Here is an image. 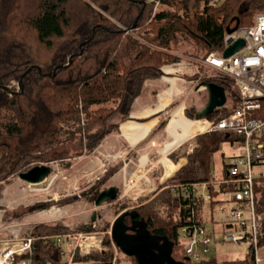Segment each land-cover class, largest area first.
I'll use <instances>...</instances> for the list:
<instances>
[{
    "label": "trees",
    "instance_id": "1",
    "mask_svg": "<svg viewBox=\"0 0 264 264\" xmlns=\"http://www.w3.org/2000/svg\"><path fill=\"white\" fill-rule=\"evenodd\" d=\"M258 11H264V0H0V192L49 149L54 150L53 158L68 157L67 150L58 148L76 136L81 154H92L129 117L146 81L161 77L163 65L180 60L181 47L190 45L192 55L203 57L222 51L228 28L251 25ZM203 80L223 85L232 97L236 94L227 75ZM230 112L231 108L221 107L208 119L215 123ZM233 138V130L198 134L186 162L158 184L149 201L137 202L141 204L135 208L137 217L151 234L168 243L167 258L147 260L115 243L116 261L112 252L104 250L77 252L74 261L220 264L211 254L200 262L189 259L188 237L181 230L194 223L207 225L205 199L192 193V184L211 180L214 154L221 142ZM170 157L177 160L173 153ZM255 197L261 251L264 178L255 183ZM216 203L211 201L212 209ZM132 204L135 201L124 200L121 207ZM60 230L68 229L41 223L28 232L27 236L35 237L32 264L63 263L66 251L46 237ZM105 243L110 245L109 235ZM221 264H254L252 246L244 258Z\"/></svg>",
    "mask_w": 264,
    "mask_h": 264
},
{
    "label": "rangeland",
    "instance_id": "2",
    "mask_svg": "<svg viewBox=\"0 0 264 264\" xmlns=\"http://www.w3.org/2000/svg\"><path fill=\"white\" fill-rule=\"evenodd\" d=\"M177 52L180 54L179 61L163 65L171 70V73L166 74L162 66L163 76L161 79L147 81L144 89L148 90L147 93L153 90V94L157 98L160 91L170 89L172 79L176 82L173 84V94L169 103L162 111L161 119L165 122L172 117L174 109L177 107L180 109L182 105H185L182 112L183 117L187 120H194V128L191 129L192 136L185 139L186 141L184 140V144L181 146L176 144V147L168 151V153L175 154L176 159H180L193 150L197 144V135L205 132L208 123L212 122L208 119L209 116L203 119H191L187 116V110L195 112L202 108L207 101V89L204 87L197 89V86L202 77H212L221 74V72L206 65L203 62V56L192 55L190 45L185 44ZM165 75L171 78H166ZM175 113H178V109ZM117 120L118 118L114 119V121ZM175 121L176 119L172 121V124ZM161 128L160 126L159 133L162 137L163 128ZM182 128L188 130L187 125H183ZM120 134L121 132L112 134L92 155L81 154L79 136H76L77 138L71 143H63L59 146L58 149L67 150L68 157L66 158H53L54 150L49 149L46 154H41L44 158L36 162V164H49L52 167L50 175L43 182L29 183L19 176H13L11 182L6 184L0 192V241L17 242L27 236L28 232L37 224L44 223L53 226L63 224L68 229L67 231L60 230L46 237L52 238L59 233L72 236L79 232H94L99 239H102V248L96 250L112 252L116 261L119 254L117 246L115 243L106 244V235L110 236L115 218L124 209L136 208L143 204L137 203L142 200H136V204L121 207L122 202L129 198L127 194H124L125 184L129 181L128 190L131 194L136 195L142 191V183L145 184L148 181L143 176L145 177V174L150 177L153 175L150 170L151 162L150 165L149 161L144 165L140 164L141 155L147 149H140L141 145L130 148H128L129 146L122 147L123 137ZM181 137L183 136H180L177 141ZM221 143V147L212 159L211 181L221 180L225 164L232 159L234 154L243 151L242 147L227 140ZM150 156L148 160L153 161V159L159 158L156 151H151ZM166 157H169V154L164 155L163 159ZM167 162L169 170H173L174 165L169 160ZM110 185L120 187L119 196L96 205L94 196L98 191L100 192ZM152 188L153 185L149 189ZM197 191V195L204 198L209 193V186L200 185L197 187ZM230 207V202L224 201L216 203L212 209L211 204L205 199L203 217L213 235L211 255L215 256L220 264L223 260L244 258L250 246L248 240L237 242L225 239L229 233H239V226L227 225L231 221ZM86 227H89L88 230H82ZM71 254L72 252L67 249L61 264H87L74 261L75 255L70 256ZM75 254L77 255V252ZM121 256L125 257L123 254ZM260 256L264 259V247L261 248Z\"/></svg>",
    "mask_w": 264,
    "mask_h": 264
},
{
    "label": "built area",
    "instance_id": "3",
    "mask_svg": "<svg viewBox=\"0 0 264 264\" xmlns=\"http://www.w3.org/2000/svg\"><path fill=\"white\" fill-rule=\"evenodd\" d=\"M218 1L213 0L214 3ZM239 39H244L243 46L225 56V49ZM224 41V50L211 51L202 59L206 65L233 79L236 94L228 95L223 106L231 108L232 112L215 123L209 122L206 129L233 130L234 138L229 142L242 147L243 151L234 154L226 164L221 180L195 182L192 193L198 194L197 187L207 185L209 193L204 199L208 203L214 200L230 202L231 223L239 226V233H229L225 239L248 240L254 251V264H262L264 259L258 247L261 220L255 207V183L264 178V11L256 13L251 25H238L232 31L228 30ZM181 232L188 237L186 255L189 259L200 262L209 257L213 235L207 225L190 224ZM110 236L114 244L111 231ZM52 238L64 252L67 249L72 252L70 256L102 248V239L91 231L72 236L59 233ZM34 240V236H24L17 242L0 241V264H32Z\"/></svg>",
    "mask_w": 264,
    "mask_h": 264
},
{
    "label": "crops",
    "instance_id": "4",
    "mask_svg": "<svg viewBox=\"0 0 264 264\" xmlns=\"http://www.w3.org/2000/svg\"><path fill=\"white\" fill-rule=\"evenodd\" d=\"M163 70L166 74L171 73V70H168L165 66H163ZM165 77L171 78L168 75H165ZM159 79H161V77L155 79H148L147 81L149 80L154 81ZM175 83L176 82H174L172 79V84L170 89L162 92L160 91L159 94L157 95L159 98L158 97L156 98L155 94H153V90H150V92L147 93L148 90L146 91V89H144L145 87L144 85L143 87L144 90H142V93L135 99L134 103H132L133 104L132 110L129 117L124 120H121L119 130L114 131L109 135L105 136V139L100 144L101 146L103 142H105L107 139H109L110 136H112V134L121 132L120 135L121 137H123L122 147L129 146L128 148H130L141 145L140 149H147V151L141 155L142 158L140 160V164L144 165L149 161L148 164L150 165L151 162L150 170L153 172V175L151 177L146 174L145 177L143 176L145 180L148 179L149 183H147L148 181L145 184L143 182L141 185L142 191L136 195L131 194V192L128 190L129 181L126 182L124 194L125 195L127 194L129 197L127 199H130L132 201L142 200L139 201L140 203H145L149 201L155 194H157L158 184L164 182L177 170V168L180 165L186 162V157H185L186 154L183 155L180 159L174 160L170 157L171 153H168V151L176 147V144L177 146H181L182 144H184L183 141L185 139H188V137L192 136L191 129L194 128V122H193L194 120H187L186 118L183 117L182 112L183 109H185V105H182L180 109L179 107L174 109L171 115L172 117H170L165 122H163V120L161 119L162 111L164 110L166 105H168L169 99L173 94L172 88L174 87L173 84ZM177 109H178V113H175ZM175 119L176 121L172 124V121ZM183 125H187L188 130L183 129L182 128ZM160 126L163 128V129L161 128L163 131L162 137L160 136L159 133ZM180 136L183 137H181V139L177 141V139H179ZM160 141H162L163 143H161ZM95 151L92 154H94ZM151 151H156L159 154L158 156L159 158L156 160L153 159V161L151 159L148 160V158L151 157L150 156ZM92 154H87V155H92ZM168 154L169 157L163 159L164 155H168ZM168 160L174 165L173 170L172 169L169 170L167 164ZM140 171H142V169H140ZM151 185H153V188L149 189ZM120 191L121 189L119 190V194Z\"/></svg>",
    "mask_w": 264,
    "mask_h": 264
},
{
    "label": "water",
    "instance_id": "5",
    "mask_svg": "<svg viewBox=\"0 0 264 264\" xmlns=\"http://www.w3.org/2000/svg\"><path fill=\"white\" fill-rule=\"evenodd\" d=\"M237 26L238 24H236L235 27ZM234 28H228V30L232 31ZM243 42L244 39H239L236 42L230 44L225 49L224 55L228 56L234 53L237 49L243 46ZM202 87L207 89V101L202 108L195 112L187 110V116L191 119L207 118L217 109L223 107L227 101L228 93L223 85L213 81L203 80L198 84L197 89ZM51 171L52 167L49 164H36L30 169L20 172L18 176L29 183H40L47 179ZM119 190V187L115 185H111L102 189L96 196V205H100L105 201L117 198L119 195ZM127 215L135 218L137 216V210L135 208L124 209L117 216V218H115L111 226V233L114 242L126 249L132 248L134 252L139 253L142 256L145 254H150L154 247L159 246L161 237H153L150 233V230H148L145 221L142 219H134L132 225L128 226L125 223V217ZM128 228L134 229L135 232L133 234H129L127 232ZM163 244L166 246V252L163 254V257L167 258L169 253V248L167 245L168 243L164 242Z\"/></svg>",
    "mask_w": 264,
    "mask_h": 264
},
{
    "label": "flooded vegetation",
    "instance_id": "6",
    "mask_svg": "<svg viewBox=\"0 0 264 264\" xmlns=\"http://www.w3.org/2000/svg\"><path fill=\"white\" fill-rule=\"evenodd\" d=\"M98 192H97V194H98ZM134 219H139V218L137 216L135 218H132L130 215H127L125 217V223L128 226H131ZM127 232L129 234H133L135 232V230L131 229V228H128ZM152 236L155 237V235H153V234H152ZM163 243L164 242L161 240L160 243H159V246L154 247L150 254L143 255V258H145L147 260H154V259L161 260V259L165 258V257H163L164 256L163 254L166 252L165 251V247L166 246Z\"/></svg>",
    "mask_w": 264,
    "mask_h": 264
}]
</instances>
